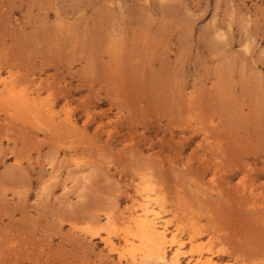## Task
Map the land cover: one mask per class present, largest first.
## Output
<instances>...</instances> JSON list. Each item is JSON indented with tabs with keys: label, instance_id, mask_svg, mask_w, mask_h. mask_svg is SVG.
<instances>
[{
	"label": "rangeland",
	"instance_id": "374dc122",
	"mask_svg": "<svg viewBox=\"0 0 264 264\" xmlns=\"http://www.w3.org/2000/svg\"><path fill=\"white\" fill-rule=\"evenodd\" d=\"M0 264H264V0H0Z\"/></svg>",
	"mask_w": 264,
	"mask_h": 264
},
{
	"label": "bare ground",
	"instance_id": "6f19581e",
	"mask_svg": "<svg viewBox=\"0 0 264 264\" xmlns=\"http://www.w3.org/2000/svg\"><path fill=\"white\" fill-rule=\"evenodd\" d=\"M145 198H146L145 200H146L147 204H149L150 200H151V196L146 195ZM150 212H151V210L149 209V206H146L143 215L140 218L135 219L134 222H135L136 226L139 228V231L141 233V237H146V240H148L150 247L154 248L155 250H159L161 247L162 241L166 240V236H165L166 234L164 235L163 232L157 231V229L155 228L154 220H149V216H150L149 213ZM156 215H158V214L155 213L154 216H156ZM133 237H135V236H133ZM167 237H168V235H167ZM175 240L176 239L173 238V241H175ZM107 242H109L110 244H113V242L110 239H108ZM126 242L130 244V243H133L134 241L131 240L130 237H127ZM157 252L159 253V251H157Z\"/></svg>",
	"mask_w": 264,
	"mask_h": 264
}]
</instances>
